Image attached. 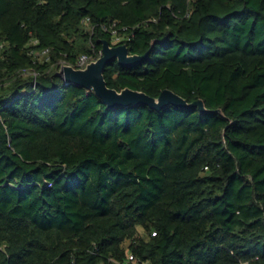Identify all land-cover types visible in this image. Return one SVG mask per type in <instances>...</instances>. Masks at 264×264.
Segmentation results:
<instances>
[{
    "label": "trees",
    "instance_id": "16d2710c",
    "mask_svg": "<svg viewBox=\"0 0 264 264\" xmlns=\"http://www.w3.org/2000/svg\"><path fill=\"white\" fill-rule=\"evenodd\" d=\"M105 39L151 50L109 87L223 114L67 82ZM0 48V264H264V0H0Z\"/></svg>",
    "mask_w": 264,
    "mask_h": 264
},
{
    "label": "water",
    "instance_id": "95a60500",
    "mask_svg": "<svg viewBox=\"0 0 264 264\" xmlns=\"http://www.w3.org/2000/svg\"><path fill=\"white\" fill-rule=\"evenodd\" d=\"M101 44L102 55L98 59L91 61L84 68L65 64L61 73L67 82L93 90L109 108L144 105L161 110L173 105L178 108H198L204 113L223 114L221 109H208L203 99L189 102L169 88L164 89L158 97H152L144 91L129 87L122 90L109 87L104 76L105 67L109 62L117 60L121 66L131 67L146 59L151 50L144 55H138L131 54L127 44L112 45L107 39L102 40Z\"/></svg>",
    "mask_w": 264,
    "mask_h": 264
},
{
    "label": "built area",
    "instance_id": "2783aa9c",
    "mask_svg": "<svg viewBox=\"0 0 264 264\" xmlns=\"http://www.w3.org/2000/svg\"><path fill=\"white\" fill-rule=\"evenodd\" d=\"M189 1H191V0H189ZM187 15H189V12H187ZM83 23L86 25H89L90 24V18L89 17L85 18L83 20ZM103 29H104V31L108 32L111 35L112 43H114V44H116V43H118V42H120L126 38L125 35L121 34V31L116 27L115 22L109 26H103ZM34 42L37 43L38 41L35 40ZM31 53H33L37 56L41 55L44 57V56L49 55L50 49L47 48V49L42 50L41 52L32 51ZM0 55H1V48H0ZM100 55H102V51L100 52ZM47 59H49V57H47ZM93 60H94L93 55L82 54L77 58L74 67L84 68V67H86V65L88 63H90ZM64 65H62L61 71H62V68ZM31 74L36 75V73L33 71H31ZM124 264H148V262L137 258L132 253H129L128 258L125 260Z\"/></svg>",
    "mask_w": 264,
    "mask_h": 264
},
{
    "label": "rangeland",
    "instance_id": "374dc122",
    "mask_svg": "<svg viewBox=\"0 0 264 264\" xmlns=\"http://www.w3.org/2000/svg\"><path fill=\"white\" fill-rule=\"evenodd\" d=\"M85 27H86V28H90L89 26H85ZM62 64L64 65L65 63H62ZM25 73H27V74H31V71H30V70H29V71L26 70ZM139 233H140V234L143 233V231H142L141 228L139 229Z\"/></svg>",
    "mask_w": 264,
    "mask_h": 264
}]
</instances>
